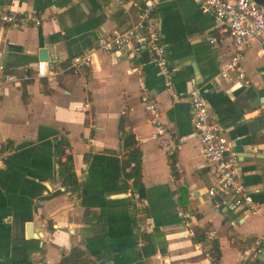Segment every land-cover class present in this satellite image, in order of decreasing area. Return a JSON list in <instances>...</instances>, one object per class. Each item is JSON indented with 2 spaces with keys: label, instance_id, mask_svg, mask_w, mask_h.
Here are the masks:
<instances>
[{
  "label": "crops",
  "instance_id": "obj_1",
  "mask_svg": "<svg viewBox=\"0 0 264 264\" xmlns=\"http://www.w3.org/2000/svg\"><path fill=\"white\" fill-rule=\"evenodd\" d=\"M143 1L0 0V8L13 6L41 21L0 25V64L34 73L45 48L48 64L65 68L92 52L100 35L136 21ZM201 2L161 0L156 8L177 100L150 52L135 43L123 52L95 51L91 65L76 74L34 76L0 91V264H59L73 247L89 264H237L256 238L264 249V128L249 130L264 108V52L257 41L245 50L240 64L248 83L231 73L223 77L235 47ZM191 83L201 88L238 156L250 206L235 205L228 193H221V204L208 195L217 179L193 127ZM145 96L157 105L161 135L149 121ZM121 117L142 153L140 209L131 180L120 175ZM61 136L79 193L58 178Z\"/></svg>",
  "mask_w": 264,
  "mask_h": 264
},
{
  "label": "built area",
  "instance_id": "obj_2",
  "mask_svg": "<svg viewBox=\"0 0 264 264\" xmlns=\"http://www.w3.org/2000/svg\"><path fill=\"white\" fill-rule=\"evenodd\" d=\"M160 1L144 0L139 7L136 21L118 33L100 35L92 52L72 58L65 68H56L49 65L47 61L40 60L34 67V73H30L26 69L21 73H16L6 70L4 65L0 64V91L7 86L26 82L34 76L54 78L63 71L76 74L81 68L91 65L92 55L95 51L123 52L135 43L138 51L147 49L150 52L152 62L163 77L165 88L171 97L177 100L178 95L172 80L173 69L166 58V49L160 42L157 31L156 8ZM201 9L211 13L222 22L223 30L235 47L225 68L221 71V75L227 77L231 73L237 79L248 83L240 63L244 58L245 50L252 41H257L264 52V3L259 4L254 0H202ZM30 22L39 25L41 21L33 14H20L18 9L13 6L5 9L0 8V25L22 27ZM209 42L213 44L216 39L211 37ZM187 92L193 127L202 148L206 166L217 179V184L208 190V195L215 196L220 192L228 193L235 205L250 206L253 200L252 195L237 176L238 156L230 148L229 141L223 133L216 114L209 108L200 87L191 83ZM144 105L145 110L149 113V121L156 129V134H163L165 128L158 120L155 101L145 96ZM65 152L68 153L67 148H65ZM136 197L139 199L138 196ZM136 206L138 209L142 207L141 199L136 202ZM262 249L263 238L258 237L252 245L241 250L237 264H250L257 259Z\"/></svg>",
  "mask_w": 264,
  "mask_h": 264
},
{
  "label": "trees",
  "instance_id": "obj_3",
  "mask_svg": "<svg viewBox=\"0 0 264 264\" xmlns=\"http://www.w3.org/2000/svg\"><path fill=\"white\" fill-rule=\"evenodd\" d=\"M145 49H143L144 51ZM55 67L54 64H52ZM127 119L120 118L118 123L119 140L122 148V156L120 161V175L123 181L131 180L132 192L137 193L142 200L145 197V189L141 181V162L142 153L138 145V141L132 131L125 128ZM68 142L64 137H60L56 143V156L58 158V178L61 184L70 193H79V182L73 168L72 157L65 153ZM64 157V160L61 158ZM216 259L219 255L218 248L213 244ZM84 252L78 247H73L69 254L64 256L59 264H89Z\"/></svg>",
  "mask_w": 264,
  "mask_h": 264
},
{
  "label": "water",
  "instance_id": "obj_4",
  "mask_svg": "<svg viewBox=\"0 0 264 264\" xmlns=\"http://www.w3.org/2000/svg\"><path fill=\"white\" fill-rule=\"evenodd\" d=\"M256 2L262 4L264 3V0H255ZM39 60L41 61H46L47 60V49L42 48L39 50V55H38ZM193 68H195V66L193 65ZM263 88V94H264V86H262ZM260 101V100H259ZM264 102V101H263ZM258 106V104H257ZM251 125L249 126V130L251 131V133H257L259 130L264 128V108L261 109L260 113L258 115H256L252 120ZM221 192L217 195H215V198L217 199V201L221 204ZM159 252H165L164 247L159 249ZM257 262L258 264H264V249L261 250L260 254L257 256Z\"/></svg>",
  "mask_w": 264,
  "mask_h": 264
}]
</instances>
